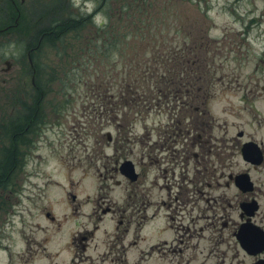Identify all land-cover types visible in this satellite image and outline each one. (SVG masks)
<instances>
[{"label": "rangeland", "instance_id": "1", "mask_svg": "<svg viewBox=\"0 0 264 264\" xmlns=\"http://www.w3.org/2000/svg\"><path fill=\"white\" fill-rule=\"evenodd\" d=\"M0 1V56H6L0 59V117L4 119L0 124L20 125L13 137L15 141L17 135V140L27 141L19 146L23 165L13 177V182L26 189L23 204L34 206L38 202V206H50L54 197L60 200L64 196L65 192L58 189L67 184L85 210L92 206L87 198L100 194L117 208L128 209L125 216L134 213L137 185L139 188L142 184L145 198L165 197L161 188L165 183L163 169L173 165L178 171L179 165L186 164L183 158L172 157L173 148H180L182 139L172 132L171 106L163 107L172 105L171 99H161L162 108L154 107L134 119L129 105L119 104L112 109L99 98L106 93L116 102L127 82L135 80V90L143 97L150 98L152 90L159 87L166 92L164 83L158 85L154 77L150 78L155 67L158 73L162 67L173 69L177 62L183 68L193 53L196 58L206 57L207 62L205 66L199 63V73L206 81L208 97L193 100L191 105L206 114L195 108L190 111L196 112L195 120H206L205 164L211 169L224 165L225 172L245 170L248 165L234 145L253 139L264 147V58L260 57L264 53V15H260L264 14V0H108L105 5L100 4L101 11L97 10L96 15L90 12L104 0H25L16 8L20 21H15V27L9 30L3 28L13 24L7 13L11 3L6 2V6L4 0ZM15 1L19 4V0ZM127 4L131 5L128 10L124 9ZM52 8L57 9L60 19L71 14L75 19L83 17L84 23L82 28L66 31L63 42L58 40L52 45L46 41L40 45L32 53L31 63L26 51L28 44L36 46V42L31 40L27 28L29 24L44 26L47 13L55 15ZM110 36L116 37L113 47H109ZM103 42L106 48L97 46ZM5 60L11 63L8 70ZM38 87L43 93L35 103ZM123 117L125 121L118 126L117 120ZM107 131L112 135L111 141ZM239 131H243L241 138L237 136ZM3 132L0 141L7 139ZM191 154L188 168L192 175V168L199 164ZM124 158L131 159L141 170V176L132 184L114 174L115 162ZM252 178L257 185L262 184L264 193V166L253 171ZM115 179L122 183L116 185ZM210 182L212 186L206 188L209 197L231 194L215 179ZM42 184L48 185L47 191L34 189V196H25ZM261 205L260 213H264V196ZM86 221L87 218L79 217L80 225ZM161 222L159 218L149 221L142 232V246L169 235L168 230L161 232ZM31 223L45 225L40 216ZM71 224L67 222L61 233H68ZM21 228L29 231V226ZM38 228H33L36 236L42 235ZM110 228L108 225L107 230ZM213 230L210 225L206 236ZM102 231L98 232V239L104 235ZM207 253L210 256L205 262ZM183 255L190 256L185 264H213L218 259L214 247L204 248V241L197 250L185 251ZM65 257L64 252L59 258ZM172 258L168 254L160 261L165 264Z\"/></svg>", "mask_w": 264, "mask_h": 264}, {"label": "flooded vegetation", "instance_id": "2", "mask_svg": "<svg viewBox=\"0 0 264 264\" xmlns=\"http://www.w3.org/2000/svg\"><path fill=\"white\" fill-rule=\"evenodd\" d=\"M10 3L14 15L15 0ZM43 36L39 34L37 43ZM34 48L29 46L27 55ZM206 130L205 124L198 119L180 128L182 141L180 148H173L172 157L183 158L186 164L179 165L178 171L173 165L163 169L165 183L161 188L165 190V197L145 198L142 184L139 188L137 185L132 209L135 214L129 216H125L128 209L117 208L100 194L87 198L91 199L92 206L85 210L77 194L69 189L70 184L58 189L65 194L60 200L54 197L50 206H38V202L33 208L15 205L14 202L20 203L19 197H23L24 190L17 184L1 183L0 196L5 197L0 199V264H163L160 258L168 254L173 256L172 262L165 264H185L190 256L185 258L184 252L197 250L203 241L204 248L216 250L218 259L213 264H264V213H260L261 196H264L262 184L244 192L233 182L238 172H225L224 165L214 169L208 167L204 161L208 136L203 134ZM259 143L262 146V142ZM234 147L238 149L239 145ZM191 153L199 164L192 168V175L188 168ZM263 166L264 162L260 166L249 164L246 170L252 173ZM211 179L231 190V194L223 192L209 197L206 188L212 186ZM34 189L48 190L37 185L25 196H34ZM36 195L41 197L39 192ZM252 200L259 202L253 213L248 204ZM108 214H113L114 218ZM37 216L45 223L44 226L35 225L42 232L38 237L31 223ZM81 216L87 218L83 225L79 222ZM156 218L162 220L161 232L168 230L169 235L154 239L145 248L141 244L145 240L143 229ZM67 222L72 224L69 232L63 234ZM18 225L29 226V231ZM108 225L110 230H107ZM210 225L214 230L206 236ZM102 229L104 235L98 239ZM192 239L195 242L192 243ZM64 252L66 257L61 260L59 257ZM209 256V253L205 255V262ZM151 259L153 261L149 262Z\"/></svg>", "mask_w": 264, "mask_h": 264}, {"label": "trees", "instance_id": "3", "mask_svg": "<svg viewBox=\"0 0 264 264\" xmlns=\"http://www.w3.org/2000/svg\"><path fill=\"white\" fill-rule=\"evenodd\" d=\"M112 1V0H110ZM108 0H104L103 2L100 1L99 4H106ZM131 5L127 4L124 9H130ZM263 15V13H262ZM84 23V18L80 17L78 19H74V17H70L68 19H62V20H55L52 22L47 28L46 31H48L46 38V41L52 42L51 44L54 45L56 41L60 40L63 42V37L65 36V32L69 30H74L76 28H82V24ZM99 31H103V29H99ZM129 35V34H128ZM103 38V37H102ZM107 38V37H106ZM105 38V39H106ZM110 43L109 47H113V43H116V37L110 36ZM97 46H102L106 48V42H103L101 44H98ZM95 47V44H94ZM98 50V49H97ZM113 50V48H112ZM195 54L191 55L187 60L183 63V68L178 66L179 62H177L175 67L170 68L169 70L166 67H162L161 73H158V70L154 69V74L150 75V78L154 77V82L158 85L161 83H164V89L166 92L162 91V89L159 87L157 88V91L161 93L162 96L167 97L168 95L171 97V94L175 96V100L179 95L182 94V92L185 90V87L188 89V92L190 94V98L195 99H202L203 97H207L204 95L203 87H201L200 83L203 81L202 74L199 73L201 71L199 63L206 62L205 57H199L202 59V61L199 58H196ZM154 63V62H153ZM203 66V67H204ZM37 67V65H36ZM37 69V68H36ZM177 70L179 73H177ZM195 74H198L197 76H194ZM138 87V84L135 81H128L125 85V89L122 90V93H120L119 97L121 99H118V101H114V98H111L108 94L102 93L100 94V100L103 102V104H109L112 106L117 107L119 104L129 105L134 108L135 106L140 107V102H145V107L151 106L150 101L154 99V95L152 94L149 98V95L146 97L141 96L138 94V91L136 92V88ZM38 90V91H37ZM41 93H43V90L41 87H38L36 89V95L38 96L37 99L34 100L35 103H38L39 98L41 96ZM179 98V97H178ZM107 108H105L106 110ZM34 112V111H33ZM4 136L5 138H10L9 141L7 139H4L7 141L6 144H2L0 147V182H9L11 181L8 179L9 173L15 168L22 164V156L18 155L20 154L19 146L21 143H26L14 139L15 135L17 134L18 125H14V129L12 127L5 126L4 128ZM14 135V137H13ZM12 136V137H11ZM14 139V140H13ZM1 143V142H0Z\"/></svg>", "mask_w": 264, "mask_h": 264}, {"label": "water", "instance_id": "4", "mask_svg": "<svg viewBox=\"0 0 264 264\" xmlns=\"http://www.w3.org/2000/svg\"><path fill=\"white\" fill-rule=\"evenodd\" d=\"M261 154V150L256 143L248 141L243 144L242 155L245 160L252 163H260V161L262 160ZM121 171L124 175L130 177V179L132 180H134L136 177V173L134 172V165L130 160H126L124 163H122ZM237 182L244 190L251 186L247 174L239 175L237 178Z\"/></svg>", "mask_w": 264, "mask_h": 264}]
</instances>
